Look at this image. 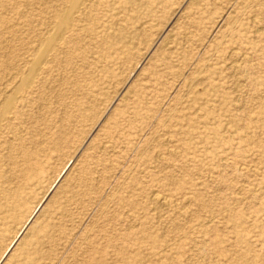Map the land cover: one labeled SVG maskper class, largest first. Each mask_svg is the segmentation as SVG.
Wrapping results in <instances>:
<instances>
[{"label":"rangeland","instance_id":"obj_1","mask_svg":"<svg viewBox=\"0 0 264 264\" xmlns=\"http://www.w3.org/2000/svg\"><path fill=\"white\" fill-rule=\"evenodd\" d=\"M0 264H264V0H0Z\"/></svg>","mask_w":264,"mask_h":264},{"label":"bare ground","instance_id":"obj_2","mask_svg":"<svg viewBox=\"0 0 264 264\" xmlns=\"http://www.w3.org/2000/svg\"><path fill=\"white\" fill-rule=\"evenodd\" d=\"M64 16V15H63ZM62 16V17H63ZM42 23V22H41ZM55 23V22H53ZM66 25V24H65ZM131 38V37H130ZM135 38V37H134ZM133 40L134 39H131L129 43H126L124 46H122V51H128L130 50V48L133 46ZM137 41V40H136ZM236 50V49H235ZM234 53V52H233ZM246 55V54H245ZM39 63V61H38ZM37 65V64H36ZM29 74V73H28ZM237 75V74H236ZM239 79V78H238ZM7 84V83H6ZM18 85V84H17ZM7 89V88H6ZM3 93V92H2ZM211 98V97H210ZM7 99V98H6ZM5 101V100H4ZM2 106V105H1ZM237 132V131H236ZM104 150V149H103ZM103 152V151H102ZM225 160V159H224ZM157 192V191H156ZM155 206H158V207H168V205L170 204V201L167 197H164L163 194L162 195H159V194H154L153 195V201H152ZM179 203V202H178ZM177 203V204H178ZM160 209V208H159ZM47 210V209H46ZM37 211V210H36ZM130 212V211H129ZM129 214V213H128ZM39 219V218H38ZM139 227V226H137ZM27 238V237H26ZM11 249V248H10Z\"/></svg>","mask_w":264,"mask_h":264}]
</instances>
